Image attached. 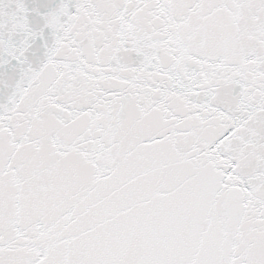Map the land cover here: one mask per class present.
<instances>
[{"label": "snow or ice", "instance_id": "snow-or-ice-1", "mask_svg": "<svg viewBox=\"0 0 264 264\" xmlns=\"http://www.w3.org/2000/svg\"><path fill=\"white\" fill-rule=\"evenodd\" d=\"M0 264H264V0H0Z\"/></svg>", "mask_w": 264, "mask_h": 264}]
</instances>
